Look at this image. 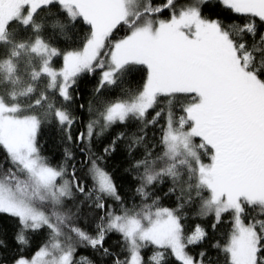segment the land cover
Instances as JSON below:
<instances>
[{"label": "snow or ice", "instance_id": "1", "mask_svg": "<svg viewBox=\"0 0 264 264\" xmlns=\"http://www.w3.org/2000/svg\"><path fill=\"white\" fill-rule=\"evenodd\" d=\"M221 6L246 19L237 25L226 13L223 19L204 15ZM77 23L88 28L81 47H55L52 39H67ZM121 30L125 34L117 38ZM56 57L62 58L59 69ZM141 70L142 87L125 90V78ZM97 72L95 103L79 105L89 118L74 135L81 121L68 107L72 90L79 77ZM116 89L122 95L107 98ZM181 95L187 102L177 116L172 107ZM130 123L135 131L118 132L103 155L93 150L94 140ZM44 125L62 133L66 161L76 159L74 149L81 153L84 177L74 163L53 166L42 155ZM150 128L160 132L157 143L147 142ZM122 141L131 160L126 170L139 181L138 208L125 206L99 163ZM157 148L162 151L154 155ZM205 155L210 163L203 162ZM0 157V219L17 225L16 244L26 247L30 233L47 229L32 258L17 255L12 264H77V245L112 256V264H145L141 250L149 245L156 251L148 264H165L166 254L179 264H212L206 252L193 257L187 251L206 237L199 225L184 233L180 210L192 203L193 190L202 201L198 215L213 214V228L223 214L232 215L223 248L227 264H264V0H0ZM185 176L189 194L181 188L182 203L160 207L149 189L166 178L176 185ZM85 208L98 215L95 234L78 226ZM111 233L120 235L124 259L104 246Z\"/></svg>", "mask_w": 264, "mask_h": 264}, {"label": "trees", "instance_id": "2", "mask_svg": "<svg viewBox=\"0 0 264 264\" xmlns=\"http://www.w3.org/2000/svg\"><path fill=\"white\" fill-rule=\"evenodd\" d=\"M163 0H153L154 4H161ZM188 0H180V3H187ZM215 3V0H213ZM226 10L223 7H217L213 9H205L204 15L206 17L215 18L220 16L224 18ZM229 17L232 18V22L239 25L246 18L238 16L232 13H226ZM40 15H44V11L40 12ZM168 13L165 11L161 18H167ZM259 27V26H258ZM125 30H121L116 33L117 38L123 36ZM46 37L49 34H45ZM88 35V28L82 23H77L75 27L71 28V31L68 33V38L64 37H55L52 39V43L55 47L61 51L79 49L81 47V41ZM247 38V37H244ZM253 41L249 40L251 44ZM54 66L56 68L62 67V58L56 57L54 59ZM99 78V73L95 74H84L77 79V83L74 85L72 94L74 96V102L69 105V110L75 115L81 122L76 124L73 128V134L78 129H82L83 124L88 120V113L86 110H81L79 108L80 104L85 105V109L89 101L95 103V97L93 95V89L96 86L97 80ZM146 79V71H135L132 75L125 78L126 82L122 85L125 90L135 91L142 87L144 80ZM44 88V84L40 83L38 85L37 91H41ZM51 95V93H50ZM122 95L120 89H116L115 92L108 96L109 99H114L116 96ZM178 102H174V107L172 110L175 115L179 116L182 114L180 111V106L187 102V99L184 96L177 97ZM57 106H60L59 99L56 100ZM167 111L169 105L164 103L161 105ZM163 121H161V124ZM121 131H127L129 133L135 131V125L129 124L127 128L124 126L117 125L103 135L99 140L93 141V150L99 154L103 155V148L107 145L111 139ZM155 133V135H153ZM160 137V132L157 129L150 128L148 131V140L149 144L157 143ZM38 142L40 145L41 153L45 156L48 161L53 166H59L67 163L69 167L74 163L78 170V175L84 177L86 168L80 163L84 159L81 153L74 149L76 159L74 161H66L64 156L65 147H68L67 142L63 141L62 133L58 131L54 125H44L42 126L41 132L38 136ZM195 142H199V138H195ZM143 149H137L134 153L135 158H140ZM161 148H157L154 152V155L161 152ZM2 158V157H0ZM203 160L209 161L210 156H202ZM101 167L108 171L113 180L115 181L121 196L125 202V206L129 209L133 207H139L141 205V198L135 194V189L139 184V181L134 179V172H129L126 169L130 167L131 160L127 155L125 142H120L116 151L110 156L104 157L102 161L99 162ZM162 166L158 164L157 167ZM7 167V165L5 166ZM186 180V176L182 177L181 181L176 185L173 184V181L170 178H166L163 184H157L149 189L152 192V198L159 197V206L176 208L179 203L182 201L177 200V196L180 194L181 188L185 190V196L189 193L187 191V184L183 181ZM88 184L91 185V180L88 181ZM175 187L176 191L174 194L165 195L168 193L169 188ZM193 197L191 204H185L184 207L180 210L182 215V224L184 226L185 235H190L197 225L201 226L205 232L206 237L199 243L195 245H189L187 251L193 257H197L200 252H206L207 256L205 259L211 258L212 264H227V254L223 251L224 246L228 243L230 238L233 219L230 213H225L222 215L220 222L216 225L215 228L212 227V224L215 223V218L213 214H209L206 217H201L198 215L199 207L201 204V199L196 197V193L193 190L190 193ZM206 197L207 193H203ZM149 203L151 200L148 201ZM109 204H113L117 212L120 211V207L115 202L109 200ZM249 213L255 215L252 210H248ZM84 216L78 221V226L82 227L85 231L90 234H95V223L98 220L97 216H92L88 213V209L85 208ZM245 222H248L249 216H245ZM17 232V225L11 219H0V240L4 241V245L0 246V264H12L13 257L17 255H24L28 258H31L34 253L46 242L47 239V229L41 230L40 232L30 233L29 234V245L21 248L18 246L14 240L15 234ZM104 246L109 248L112 253L120 256L121 259H124L127 256V252L124 251L123 241L117 233H111L105 240ZM156 251L153 246H147L141 250V254L145 259V264H148L149 257ZM82 258H87L92 261V264H112L113 257L107 256L103 257L100 252L93 250L91 247L77 245V249L74 255V259L77 261V264H80ZM165 264H179L174 257L166 254Z\"/></svg>", "mask_w": 264, "mask_h": 264}, {"label": "rangeland", "instance_id": "3", "mask_svg": "<svg viewBox=\"0 0 264 264\" xmlns=\"http://www.w3.org/2000/svg\"><path fill=\"white\" fill-rule=\"evenodd\" d=\"M55 59V58H54ZM53 62H54V60H53ZM53 67L54 68H56L55 66H54V63H53ZM56 69H59V68H56ZM194 140H195V138H194ZM197 143V142H196ZM202 160H203V158H202ZM203 162L204 163H210V160L209 161H205V160H203ZM246 223V222H245ZM231 236V235H230ZM191 255V254H190ZM32 258V257H31ZM31 258H29V259H31Z\"/></svg>", "mask_w": 264, "mask_h": 264}]
</instances>
